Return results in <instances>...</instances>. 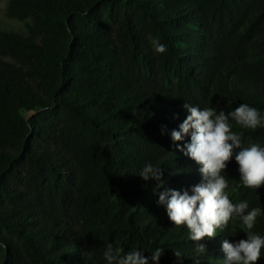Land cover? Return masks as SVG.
<instances>
[{
	"label": "trees",
	"instance_id": "trees-1",
	"mask_svg": "<svg viewBox=\"0 0 264 264\" xmlns=\"http://www.w3.org/2000/svg\"><path fill=\"white\" fill-rule=\"evenodd\" d=\"M4 14L21 26L0 24V264H107L108 243L217 264L225 239H247L230 222L198 254L159 195L203 180L179 150L191 134L171 137L185 103L264 116V0H7ZM230 123L264 147V127ZM148 163L161 181L139 176ZM223 175L264 237V187L243 186L234 156Z\"/></svg>",
	"mask_w": 264,
	"mask_h": 264
},
{
	"label": "clouds",
	"instance_id": "clouds-1",
	"mask_svg": "<svg viewBox=\"0 0 264 264\" xmlns=\"http://www.w3.org/2000/svg\"><path fill=\"white\" fill-rule=\"evenodd\" d=\"M152 43L156 53L167 51L166 45L158 39ZM184 108L189 115L179 130L171 132V137L174 142H180L191 134L190 143L179 150L200 165L203 180L192 188V194L187 190L183 193L177 190L162 192L159 203L166 205L167 215L175 226L187 227L189 239L198 242V254L206 251L200 241L215 238L218 230L223 231L230 222H242L247 239L235 243L225 239L217 251V264H259L264 256V237L253 229L262 210L258 207L250 209L247 201L233 203L228 191L229 181L223 173L234 156L243 186L251 189L264 187V147L255 143L242 147L241 134L235 133L230 123L231 120L241 128L255 130L264 127V116L248 104H241L228 114L188 103L184 104ZM139 176L144 181H161L163 169L148 163ZM163 254V250L157 248L152 252L151 259L159 264ZM174 254L182 260L179 250H174ZM104 259L107 264H149L141 249L124 254L120 247H114L112 243L106 245Z\"/></svg>",
	"mask_w": 264,
	"mask_h": 264
},
{
	"label": "rangeland",
	"instance_id": "rangeland-1",
	"mask_svg": "<svg viewBox=\"0 0 264 264\" xmlns=\"http://www.w3.org/2000/svg\"><path fill=\"white\" fill-rule=\"evenodd\" d=\"M6 2L7 0H0V24L19 28L21 26V23H19L17 20L8 19L4 14Z\"/></svg>",
	"mask_w": 264,
	"mask_h": 264
}]
</instances>
